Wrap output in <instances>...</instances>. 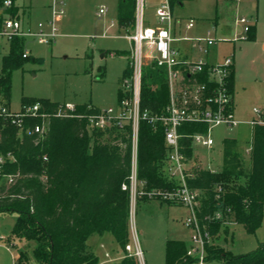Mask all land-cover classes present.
Here are the masks:
<instances>
[{"label": "trees", "instance_id": "obj_1", "mask_svg": "<svg viewBox=\"0 0 264 264\" xmlns=\"http://www.w3.org/2000/svg\"><path fill=\"white\" fill-rule=\"evenodd\" d=\"M5 1L0 0V24L2 12L13 14L18 8L16 0H12L11 7H4ZM135 3L136 0H121L119 20L122 24L134 25ZM256 37L257 26L252 24L246 39L255 40ZM24 52V37H15L11 41L10 53L3 59L0 100L10 98L12 72L30 57L24 56ZM131 73L130 64L125 76ZM231 83L233 86V75ZM122 97L121 92L119 100ZM168 99L165 69L155 62L147 64L142 77L141 109L162 112ZM37 101L42 103L43 110L50 112L62 104L48 98H32L25 100L23 107ZM97 109L90 104L75 106V111L82 114ZM43 122H48L46 131L33 132V128ZM180 129L192 133L205 130V126L184 124ZM182 142L186 145L184 151L188 158H193L192 139L184 137ZM223 153L221 169L197 168L189 184L204 192L203 212L221 206L230 207V217L248 232L255 233L264 217V125L253 129L247 167L236 139L224 140ZM167 154L164 127L155 128L148 120H141L138 172L139 177L146 180L147 187L176 186L163 173ZM0 157L4 158L0 162V212H16L14 236L26 240L28 245L34 243L32 259L23 249L19 252V263L100 264V257L89 246L88 239L93 233H111L124 249V254L106 264H140L138 258L128 255L126 250V245L131 242L130 192L123 188V184L129 181L131 170L128 131L94 128L90 132L86 119L77 116H51L46 121L41 116H26L23 132L19 135V127L2 117ZM9 173H19L11 185L5 178ZM216 185L223 187L220 197H217ZM221 227L220 222L212 224L214 238ZM214 257L222 258L223 264H264V242L255 250L239 255L212 243L207 246L205 261ZM196 261L187 255L184 240L167 239L165 264H193Z\"/></svg>", "mask_w": 264, "mask_h": 264}, {"label": "rangeland", "instance_id": "obj_2", "mask_svg": "<svg viewBox=\"0 0 264 264\" xmlns=\"http://www.w3.org/2000/svg\"><path fill=\"white\" fill-rule=\"evenodd\" d=\"M63 1L65 13L57 16L59 34L55 41L48 44L40 42L34 36L24 37V46L30 57L24 60L22 66L13 70L11 95L4 99L12 110H21L23 102L32 98H48L59 103L72 102L75 106L90 104L97 108L119 104L123 91L122 81L126 77L125 70L131 62L132 43L125 37L126 31L120 29L118 24L107 29L111 21L118 22L116 0ZM16 3L20 5L19 0ZM29 3L32 5L30 16L33 20L51 18L52 0H31ZM102 5L108 9L101 18L97 12ZM239 5L237 16L231 6L229 12L217 10V0H183V5L176 7V10L183 21L178 31L181 36H204L208 29L215 27L214 35L227 40L218 41L211 46L212 54L209 58H234L235 117L245 121L253 118L254 107L264 108V0H239ZM28 12L29 7L22 6L15 9L13 14L27 20ZM148 12L146 9L144 24H154L155 21H151L153 14ZM222 14L224 19L221 18ZM243 15L252 24L257 21L256 39L229 40L236 35L245 36L243 25L235 21V16L239 18ZM191 18L195 20L196 26L189 30L184 22ZM117 33L119 35H115ZM3 42L0 45V73L3 70V59L10 53L11 45L7 40ZM180 44L183 48L189 46L190 42ZM150 51L152 50L144 43L143 52L147 54ZM144 59L145 68L152 61ZM88 129L90 132L93 130ZM212 136L215 140L213 148L201 146L196 150V157L189 164L193 170L209 165L221 169L224 161L223 142L226 138L238 141L244 165H249L247 148L253 139V130L249 124L241 122L233 128L216 126L212 130ZM187 213L186 207L175 202L142 196L133 206L130 200V225L137 232L145 264L166 263V242L169 238L184 240L187 245L191 243V229L183 224ZM16 217V212H0V236H6L8 241L15 243L10 247L6 242L0 245V264H16L19 262V252L23 249H26L29 259H32L31 249L34 243L30 242L28 245L26 240L13 234ZM111 235L93 233L88 239V244L100 259L106 258V251L111 252L112 256L124 254V249ZM217 236L213 243L221 245L234 255L253 251L264 242V217L255 233L248 232L240 223H234L221 227ZM193 264L199 263L196 261ZM203 264H223V260L214 257Z\"/></svg>", "mask_w": 264, "mask_h": 264}, {"label": "built area", "instance_id": "obj_3", "mask_svg": "<svg viewBox=\"0 0 264 264\" xmlns=\"http://www.w3.org/2000/svg\"><path fill=\"white\" fill-rule=\"evenodd\" d=\"M12 5V0H6L4 7ZM147 7L148 0H136L133 31L126 35L132 41L130 62L132 73L122 81L123 97L118 106L98 108L88 114H82L77 113L75 105L71 103H62L56 111L50 112L43 110L42 103L37 101L15 111L0 100V118L9 119L16 124L19 127V135L23 132V121L26 116H41L44 121L51 116H77L85 118L90 129L128 131L131 137V170L129 181L123 184V188L129 190L132 205H135L138 198L145 196L179 203L186 207L188 213L183 219V224L191 229V243L187 245V255L197 259L199 264H203L207 257V246L214 242L212 224L220 222L222 227H227L237 222L229 215L230 207L221 206L213 211L203 212L205 195L201 189L190 186L189 179L195 176V170L189 164L196 157V150L199 147L213 148L215 140L212 130L214 127L223 125L233 128L245 122L253 130L257 125H264V108L254 107L253 118L245 121L235 117L234 87L231 83L235 60L232 56H225L221 59L209 58L212 54L211 46L218 41L226 40L214 35L215 27L208 29L204 36H181L178 31L183 21L175 19L171 0H159L155 6L157 22L151 25L144 24ZM51 8L52 16L47 26L44 22H40L36 30L24 29L19 16L2 12L0 45L4 43L3 40L11 44L15 37L26 36H34L40 42L48 44L55 41L59 34L57 16L65 13L63 0H52ZM105 11L106 8L101 7L98 16H102ZM237 22L243 25L246 34L245 36L236 35L233 38L234 41L246 39L247 32L252 25L246 16H240ZM184 25L187 29H191L195 26V20L191 18L185 21ZM184 41L190 42L187 46V53L184 52L185 47L181 48L180 42ZM144 43L152 50L147 54L143 52ZM28 55L29 51L25 49L24 56ZM144 58H149L166 71L169 99L162 112L154 113L141 109ZM141 120H148L155 128L164 127L168 154L164 160L163 173L176 183V186L172 188H149L146 180L139 177L138 148ZM184 124L204 125L205 130L184 133L180 129ZM47 125L48 122L38 124L33 128V132L44 133ZM184 137L192 139L195 147L193 158H188L184 151L186 147L182 142ZM251 148L252 143L247 148L248 154ZM3 161L4 158L0 157V162ZM204 168L212 171L218 170L210 165ZM18 176L19 173L6 174L7 184H13ZM222 190L221 185H216L217 197H220ZM130 226L131 242L126 245L127 253L135 255L140 264H145L137 232L132 224ZM5 242L8 247L14 245L13 242L7 240L6 236H0V245ZM106 256L109 257V254L107 253ZM16 264L23 263L17 262Z\"/></svg>", "mask_w": 264, "mask_h": 264}, {"label": "crops", "instance_id": "obj_4", "mask_svg": "<svg viewBox=\"0 0 264 264\" xmlns=\"http://www.w3.org/2000/svg\"><path fill=\"white\" fill-rule=\"evenodd\" d=\"M16 1H18V0H16ZM20 1V5L19 4H17L16 3V5H17V7L20 9L22 6H25V7H29V14H28V18H27V20L25 19V18H23L22 19V23H23V27H24V29H32V30H36L37 28H38V24L40 23V22H44L45 23V25L47 26V23H48V21H49V18L47 17V18H45V19H42V20H38V21H36V20H33L32 18H31V8H32V5L29 3V1L31 2V0H19ZM221 1V2H220ZM64 2V1H63ZM120 2H121V0H116V5H117V17H118V22L116 23L115 21H111L110 22V24L108 25V27H107V29H109V28H111V27H114V26H116L117 24L119 25V27H120V29H123V30H125L126 32H125V37L126 38H128L126 35L128 34V33H131L132 31H133V27H134V25L132 26V25H124V24H122L121 22H120V20H119V8H120ZM159 2V0H148V7H147V9H148V11L151 13V14H153V16L151 17L152 19H151V21H155L154 23H156L157 22V19L155 20V18H156V16H155V18H154V14H155V6L157 5V3ZM176 2H177V4H176ZM218 2H219V6H218ZM231 2H233V3H231ZM171 4H172V9H173V14H174V17H175V19H182L181 17H180V14H178V12H177V10H176V7H178V8H180L181 7V5H183V0H171ZM231 6V10L232 9H235V15L237 16V12H238V10H239V8H240V5H239V0H238V2H237V0H231V1H228V0H226V1H222V0H217V10H221V12H223L224 10H226V11H224V12H229L230 10H229V7ZM101 7H105L106 8V11H105V13L107 12V7L105 6V5H102ZM100 7V8H101ZM65 8V7H64ZM100 10V9H99ZM229 10V11H228ZM99 12V11H98ZM98 12H97V15H98ZM148 12V13H149ZM104 13V14H105ZM104 14L102 15V16H98V17H103L104 16ZM150 14V15H151ZM219 16V15H218ZM222 16L223 17H221L222 19H224L225 18V16L222 14ZM235 16V21L237 22V19H238V17H236ZM243 16H245V15H243ZM220 17V16H219ZM254 18H256V17H254ZM253 18V19H254ZM256 20V19H255ZM217 21V20H216ZM250 22H251V20H250ZM153 23V22H152ZM217 23H218V21H217ZM252 23V22H251ZM241 24V23H240ZM253 24H256V26H257V21H255ZM196 26V25H195ZM194 26V27H195ZM193 27V28H194ZM192 29V28H191ZM243 29H244V27H243ZM190 30V29H189ZM108 33H105V35H107ZM115 35H119L118 33L117 34H115ZM129 39V38H128ZM130 40V39H129ZM229 40H233V39H229ZM227 40H225V41H222V42H226ZM130 42L132 43V41L130 40ZM185 47V53H187V47L186 46H184ZM189 51V50H188ZM214 57V56H213ZM212 59H215V57L214 58H212ZM216 59H219V58H216ZM236 80V68H235V65H234V81ZM234 86V85H233ZM234 89H235V87H234ZM66 103H71V104H73L72 102H66ZM108 233H105V234H103L104 236L105 235H107ZM111 236H113V235H111ZM114 237V236H113ZM217 237L218 236H216L214 239V241H216V239H217ZM90 246V245H89ZM91 247V246H90ZM109 254V257H107L106 256V254ZM123 256V254H120V255H116V256H112L111 255V252H109V251H106L105 252V259H100V264H106V263H108V262H111V261H113V260H118V259H120L121 257ZM108 258H114V259H108Z\"/></svg>", "mask_w": 264, "mask_h": 264}]
</instances>
